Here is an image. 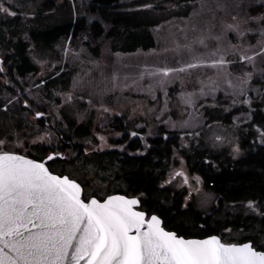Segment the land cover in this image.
Returning <instances> with one entry per match:
<instances>
[{
  "label": "rangeland",
  "instance_id": "obj_1",
  "mask_svg": "<svg viewBox=\"0 0 264 264\" xmlns=\"http://www.w3.org/2000/svg\"><path fill=\"white\" fill-rule=\"evenodd\" d=\"M91 1L11 0L10 10L16 15L0 14L1 37L14 42L13 34H17L27 44V57L38 70L35 76L27 75L25 80L19 81L24 89L18 97L9 91V86L5 85L7 82L0 77V141L4 142L0 144V150L40 157L43 156L40 150L54 149L63 140L61 134L67 131V124L62 114L68 115L77 125L89 123L91 134L77 140L82 146L77 158L72 160L76 157L73 150L61 153L64 158L61 165L66 175L83 187L82 198L85 200L92 196L101 200L127 190L117 163L111 165L107 157L95 162L97 153L110 149L114 138L110 126L116 119L135 131L146 130L144 137L152 134L148 131L155 125L177 134L189 132L190 136L182 139L183 146L197 147L201 143L213 152L225 151L234 159H240L244 154L240 142L246 130L239 127L251 121L254 102L264 96V56H256L253 64L227 67L226 72L231 74L228 78L233 83L236 82L234 78L242 76L243 72H252L253 77L246 96H226L225 92L231 90L223 82L224 72L208 66L219 58L220 53L213 55L217 42L207 39L206 46H203L195 41L206 28H210V35H219L221 21L240 23L242 29L250 31L239 39L235 33H227L220 42L221 49L227 48L230 42L239 45L234 50L236 52L243 51L248 55L258 52L257 42L262 39L261 32L264 31V0H121L122 4L130 6L127 10L130 19L150 25L148 30L154 44L148 50L137 49L131 53L111 50L112 42L105 37L110 26L98 13L90 12ZM0 3L9 6V0H0ZM218 4L222 7H217ZM198 12L200 14L196 15ZM232 16L236 17L235 21ZM82 20L85 21L83 31L62 36L49 48L34 38L55 27L74 25ZM95 22L102 26L104 35L93 36ZM186 44H192V49L184 47ZM4 51L0 47V55ZM226 59L236 61L238 56L228 55ZM189 62L205 66L173 73L169 77L148 75L166 67H183ZM161 79L166 81L163 89L158 84ZM212 82L219 83L220 90L214 95L201 96L202 83L209 85ZM204 91L207 92L208 88L205 87ZM187 94H194L195 103L191 107L182 103V97ZM246 98L250 100L249 104L239 102ZM233 99L237 103L233 104ZM242 107L246 112L235 115L232 126L216 119ZM41 110H45L42 118L48 125L35 117L37 112L42 113ZM177 160L179 165L169 168L162 183V189L169 190L167 198L184 194V205L191 203L201 214L211 212L215 220L230 219L239 213L261 216L253 206L225 205L212 212L216 196L203 189L195 177L188 175L180 157ZM177 172H182L183 176L175 175ZM225 234L223 242L237 244L249 235L231 228ZM259 244L264 245V237Z\"/></svg>",
  "mask_w": 264,
  "mask_h": 264
},
{
  "label": "snow or ice",
  "instance_id": "obj_2",
  "mask_svg": "<svg viewBox=\"0 0 264 264\" xmlns=\"http://www.w3.org/2000/svg\"><path fill=\"white\" fill-rule=\"evenodd\" d=\"M10 8L11 0L8 7L0 3V14L15 16ZM232 19L235 21L236 17ZM221 27L220 34L215 36L206 28L195 42L203 46L207 39L217 42L213 55L218 52L219 58L208 66L224 72L223 82L231 90L225 92L226 96H246L253 73L243 72L233 83L226 69L229 65L253 64L256 56H264V31L257 42L259 51L248 55L234 51L239 45L230 42L221 49L220 42L229 32L239 39L250 29H242L240 23L223 21ZM192 30H196L195 25ZM184 47L191 50L192 44ZM228 55L238 56V60H228ZM202 66L205 65L189 62L183 67H166L148 75L169 77ZM158 84L163 89L166 81L161 79ZM218 90L217 82L202 83L200 95H214ZM193 97L194 94H187L182 97V103L193 106ZM239 102L247 105L250 100ZM41 115L36 113L37 117ZM175 175L183 176V173ZM195 179L199 183V177ZM184 182H188L186 177ZM139 203L137 198L123 195H108L102 201L95 196L85 200L78 183L52 174L43 162L0 150V264H264V251H257L251 243H227L216 235L185 239L166 231L156 215L148 217L144 211L137 210ZM248 206L252 207L251 201Z\"/></svg>",
  "mask_w": 264,
  "mask_h": 264
},
{
  "label": "trees",
  "instance_id": "obj_3",
  "mask_svg": "<svg viewBox=\"0 0 264 264\" xmlns=\"http://www.w3.org/2000/svg\"><path fill=\"white\" fill-rule=\"evenodd\" d=\"M129 8L130 6L122 4L121 0H92L89 4L90 12L98 13L104 23L110 26L105 37L111 40L113 52L131 53L137 49L148 50L154 46L148 30L150 25L130 19L127 16ZM84 26V20L74 25L69 23L36 35L34 38L43 41L45 47L49 48L60 37L76 35L83 31ZM92 29L94 37L104 35L99 23L95 22ZM13 35L14 42L7 41L0 35V47L6 50L0 55V68L4 69L0 72V77L7 82L5 85L9 86V91L18 97L24 89L19 81L25 80L27 75L35 76L38 70L27 57V44L17 34ZM97 53L95 52L96 55ZM0 84L2 85V81ZM242 108L217 116L216 119L232 126L233 117L238 113L246 112L245 108ZM250 115L251 121L239 127L246 132L240 142L244 154L238 160L225 151L213 152L201 143L197 147L183 146L182 139L188 134L190 136L189 132L177 134L168 131L164 126L155 125L151 131H148L152 134L144 137L146 130L135 131L128 124L116 119L110 126L113 128L110 131L114 135L110 149L108 152L97 153L95 162L99 163L101 157H107L111 165L117 163L127 189L121 194L136 197L140 201L139 210L144 211L147 216L156 214L165 230L173 231L187 239H203L216 235L222 241L226 239V230L230 228L241 230L248 232L249 235L240 239L239 243L251 242L257 250L264 251V245L259 244L264 237V136H261V132H264V96L254 102ZM62 117L67 124V131H62L61 136L63 142L69 141V146H65L64 150L74 148L79 152L82 151L80 144L73 147V140L89 136L92 127L89 123L77 125L66 114H62ZM129 130L136 135L128 134ZM74 152L76 157L72 160L78 156L75 150ZM178 157L182 159L188 175L199 177L198 184L216 196V206L212 212L215 208L219 209L225 205L249 208L251 201L252 206L258 209L261 216H245L239 213L230 219L215 220L211 212L201 214L194 210L191 203L184 205L182 198L184 194L182 196L173 194V197L167 198L166 194L169 190L162 189V183L169 174V168L179 165Z\"/></svg>",
  "mask_w": 264,
  "mask_h": 264
},
{
  "label": "flooded vegetation",
  "instance_id": "obj_4",
  "mask_svg": "<svg viewBox=\"0 0 264 264\" xmlns=\"http://www.w3.org/2000/svg\"><path fill=\"white\" fill-rule=\"evenodd\" d=\"M38 111H40L39 109H38ZM42 111V115L40 116V117H37L36 116V114H35V117H36V119H37V121H41V123L42 124H44V125H48V123L47 122H44V118H42V116H44V112H45V110H41ZM128 134H131V132H127ZM74 140H76V143L74 142ZM73 140V147H75L76 145H78L79 143L77 142V140L79 141V139H74ZM60 142V141H59ZM63 146L65 147H68L69 146V141H65V142H63V140H61V142H60V144H58V145H56L55 147H54V149H52V148H50V149H44V150H40V151H42V153H43V156H40V157H36V156H33L31 153H28V154H25V155H23V154H21L20 152H18V153H15V154H18V155H23V156H25V157H27V158H30V159H33V160H36L37 162H43L44 164H45V166L48 168V170L52 173V174H54V175H58V176H66V177H68L67 175H66V173H65V170H64V168H63V166L61 165V162H62V159H64V158H62V154H63V152H65V150L63 149ZM71 148V147H70ZM70 150H75L76 151V153H79V151L78 150H76V149H70ZM42 153H41V155H42ZM62 153V154H61ZM58 154V155H57ZM50 155H52L53 156V159H51V160H47V157L48 156H50ZM64 157H65V155H64ZM46 161V162H45ZM83 188V187H82ZM131 197H133V196H131ZM102 200V199H101ZM243 243H246V242H243ZM251 243V242H250ZM251 245H252V243H251ZM253 246V245H252ZM254 248L257 250V248L254 246ZM257 251H259V250H257Z\"/></svg>",
  "mask_w": 264,
  "mask_h": 264
},
{
  "label": "water",
  "instance_id": "obj_5",
  "mask_svg": "<svg viewBox=\"0 0 264 264\" xmlns=\"http://www.w3.org/2000/svg\"><path fill=\"white\" fill-rule=\"evenodd\" d=\"M27 158V157H26ZM28 159H30V158H28ZM48 160V159H47ZM46 162V161H45ZM46 167V166H45ZM81 189H82V187H81ZM82 194H83V192H82ZM112 195H121V194H112ZM83 196V195H82ZM123 196H125V195H123ZM127 197V196H126ZM128 198H133V197H128ZM134 198H136V197H134ZM105 199V198H104ZM103 200V199H102ZM101 200V201H102ZM139 206H140V203H139V205L137 206V210H139ZM140 211V210H139ZM152 215H156V214H152ZM151 216V215H150ZM150 216H148V217H150ZM157 216V215H156ZM158 217V216H157ZM159 218V217H158ZM160 219V218H159ZM161 220V219H160ZM163 227V226H162ZM167 231V230H166ZM184 238V237H183ZM185 239H187V238H185ZM188 239H196V238H188ZM204 239V238H203ZM246 243H250V242H246Z\"/></svg>",
  "mask_w": 264,
  "mask_h": 264
}]
</instances>
